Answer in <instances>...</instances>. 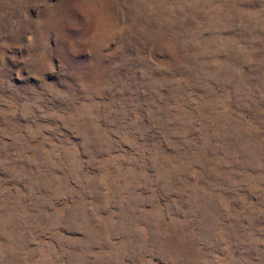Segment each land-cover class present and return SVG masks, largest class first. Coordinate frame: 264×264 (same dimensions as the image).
Wrapping results in <instances>:
<instances>
[{
	"label": "rangeland",
	"instance_id": "obj_1",
	"mask_svg": "<svg viewBox=\"0 0 264 264\" xmlns=\"http://www.w3.org/2000/svg\"><path fill=\"white\" fill-rule=\"evenodd\" d=\"M0 264H264V0H0Z\"/></svg>",
	"mask_w": 264,
	"mask_h": 264
}]
</instances>
